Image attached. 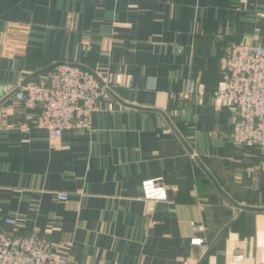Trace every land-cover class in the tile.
<instances>
[{"label": "crops", "instance_id": "0c3cea01", "mask_svg": "<svg viewBox=\"0 0 264 264\" xmlns=\"http://www.w3.org/2000/svg\"><path fill=\"white\" fill-rule=\"evenodd\" d=\"M245 40L264 45V0H0V83L54 62L119 75L114 94L163 111L192 149L159 112L114 98L54 137L1 93L0 230L12 217L68 264H259L264 210L234 205L195 160L237 203L264 207V155L232 144L235 115L212 98L224 47ZM188 83L204 94L178 98ZM145 179L167 199H142Z\"/></svg>", "mask_w": 264, "mask_h": 264}, {"label": "built area", "instance_id": "2783aa9c", "mask_svg": "<svg viewBox=\"0 0 264 264\" xmlns=\"http://www.w3.org/2000/svg\"><path fill=\"white\" fill-rule=\"evenodd\" d=\"M102 84L93 73L70 62H60L21 84L0 83L1 93H12L27 109L37 110L34 126L46 129L54 137L71 128L85 129L90 115L99 108L112 110L115 106L107 89L113 91L120 84L119 75L99 74ZM202 84L188 83L178 93L185 99L191 94L202 96ZM212 98L227 107L234 115L230 138L237 148H255L264 155V45L250 40L226 45L220 59L219 79ZM252 175V171H249ZM141 198L147 201L167 199L162 179H145L140 184ZM56 197L68 198L60 191ZM7 230H0V264H68L69 253L58 243L37 234L22 235L16 231L12 217L4 219ZM194 231L203 226H192ZM203 238L194 235L192 245H201ZM259 264H264V254Z\"/></svg>", "mask_w": 264, "mask_h": 264}, {"label": "water", "instance_id": "95a60500", "mask_svg": "<svg viewBox=\"0 0 264 264\" xmlns=\"http://www.w3.org/2000/svg\"><path fill=\"white\" fill-rule=\"evenodd\" d=\"M60 62H54L51 63L45 67H42L38 70H36L35 72L31 73L28 77H26L24 79V81L22 83H25L26 81L30 80L31 78L37 76L38 74L52 68L53 66L57 65ZM83 68H85L86 70L90 71L91 73L94 74V76L97 78V80L102 84V80L100 79V77L90 68L85 67L84 65H80L77 64ZM108 93L111 95L112 98H114L116 101H118L119 103L125 105V106H131V107H135V108H139V109H143V110H154L159 112L163 118L165 119V121L167 122V124L169 125V127L172 129V131L177 135V137L179 138V140L183 143V145L185 146V148L192 153V149L190 147V145L187 143V141L179 134V132L177 131V129L174 127V125L171 123V121L169 120L168 116L161 110L159 109H155V108H148V107H140V106H136V105H132L129 103H125L123 101H121L112 90L107 89ZM196 162L198 163V165L202 168V170L204 171V173L209 177V179L211 180V182L213 183V185L215 186V188L217 189V191L222 194L224 197H226L227 199H229L234 205H236L239 208H246V209H250V210H264V207H253V206H248V205H241L239 203H237L235 200H233L231 197H229L219 186V184L217 183V181L215 180V178L212 176V174L205 168V166L201 163V161L195 157Z\"/></svg>", "mask_w": 264, "mask_h": 264}]
</instances>
